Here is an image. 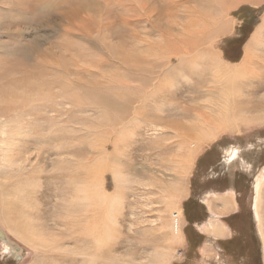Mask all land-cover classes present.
Listing matches in <instances>:
<instances>
[{
	"label": "rangeland",
	"instance_id": "1",
	"mask_svg": "<svg viewBox=\"0 0 264 264\" xmlns=\"http://www.w3.org/2000/svg\"><path fill=\"white\" fill-rule=\"evenodd\" d=\"M172 1L0 0V139L16 146L12 161L0 160V185L12 197L0 207V230L21 251L14 250V257L0 244V264H264V184L259 193L256 188L257 180H264V123L243 122L241 128L219 131L217 138L201 144L186 190L180 195L182 224L178 230L172 211L160 214L165 210L163 193L175 182V173L168 160L170 152L161 154L156 149L175 151L171 144L176 140H161V131L153 132L145 124L169 125L175 119L192 122L193 118L175 117L177 104L188 108L194 105L191 97L197 104L216 97L190 93L193 87L210 85L207 54L197 64L201 69L207 67L205 72L189 74L188 82L178 78L175 87L169 86L170 74L179 65L173 46L190 49L213 41V49L221 51L226 61L240 63L244 45L262 23L264 0ZM131 2L149 7L159 17L150 27L143 19L137 24L144 40L141 44L123 38L128 33L122 27L121 11L126 12L124 6ZM192 20L200 28L193 35L195 40L182 27ZM206 26L210 29L205 30ZM154 41H161V56L149 53ZM259 50L264 56V49ZM123 56L133 61L130 67L116 65V58ZM140 59L147 66L136 69ZM186 70L196 71L195 67ZM253 83L257 84L254 76L243 86ZM150 86L149 98L118 95ZM160 94L156 103L163 110L157 112L152 101H146ZM263 94L259 92L258 100ZM60 98L64 99L62 119L40 108ZM142 102L146 114L135 128L130 150L120 157V169L127 178L125 203L109 247L89 261L85 255L95 250L94 234L85 224L88 214L84 208L71 206L75 192L67 169L73 161L81 162L84 170L77 176L82 184L87 182V167L100 155L95 143L112 147L116 130L127 125ZM257 111L251 112L252 117L262 114ZM172 132L164 130L165 135ZM233 149H239L245 165L239 160L236 168L228 170L224 162ZM25 157L29 163L19 166ZM105 181L107 191L113 193L114 175L106 173ZM226 198L237 203L236 213L230 216L222 213ZM9 206L11 216L7 215ZM215 225L223 226L228 235L233 233V238L215 235ZM35 234V240L44 238V244H34Z\"/></svg>",
	"mask_w": 264,
	"mask_h": 264
},
{
	"label": "bare ground",
	"instance_id": "2",
	"mask_svg": "<svg viewBox=\"0 0 264 264\" xmlns=\"http://www.w3.org/2000/svg\"><path fill=\"white\" fill-rule=\"evenodd\" d=\"M212 1L213 3H216L218 1L219 3H221V0H212ZM246 1L249 2V0ZM174 2L180 3L179 0L172 1V3ZM220 5L218 7H220ZM173 6L172 8L175 9L176 6L175 7ZM124 8L126 12L121 11V15L123 16L121 17L122 27L126 28L125 31L128 33V35L123 36V38H133V40H135L138 44L143 43L144 40L141 39L139 36L137 24L141 22V20L143 19V22L148 24V27H150L153 26L154 21H159V17H157L156 13H154V10H149L150 8L146 6H138V4L134 2L125 5ZM114 17L117 18L118 16L114 15ZM193 23L194 20L190 21V23L188 24L189 26H187V23L186 25L182 26L183 29L185 28L189 29L188 34L191 35L192 37L196 32L200 31V28L193 26ZM76 27L78 28V26ZM146 28L147 27H144V29ZM209 29L210 28L208 26L205 27V30H209ZM155 30L158 31L157 29ZM148 33L145 32V34ZM263 39H264V17L262 18V23L257 27V29L253 32V35L244 45V54L241 62L238 64H232L228 62V60L226 61L221 51L219 50L216 51L215 49H213L212 47L213 41L205 40L204 41L205 46L203 45V43L200 42L192 46L190 49H187L185 47L179 48L173 46L172 54L174 55V58H176L179 61V65L170 74V77L168 79L169 86L171 88L175 87L176 86L175 81L178 78L181 80L182 83L183 81L188 82L191 78V77L188 78L189 74L194 75L200 72L203 73L205 72V69L209 66L210 77L208 84H210L209 86L211 87L208 86L205 89L203 88V85H201L199 88L193 87L195 92L190 90V93H194V95L196 94V96L198 95L199 97L204 93L211 96H216L213 99L205 98L204 101L199 104L194 102V97L193 98L191 97L190 99L192 100L194 105L188 108L186 106H180L177 104L178 112L177 115H175V117L176 118L181 117L184 119L193 118L194 121L192 122L184 123L185 121H188V120H184L183 123L181 122L178 123L177 119H175L173 121H170L169 123L171 124L169 125L168 124L162 125L160 123H155L153 121H145V124H147V126H149L148 128L151 129L153 132L161 131L160 134L161 140L162 139L166 141L169 139L176 140V142L173 141V143L171 144L176 146L175 151L167 149L164 152L161 151L163 150L161 147H156V149H158L161 154L168 155V151L171 154L168 160L170 161V165H172V171H174L175 173L173 176V180L175 179L174 180L175 182L171 184L170 189H166L164 191L165 194L163 193L162 202L164 201L165 210L159 212L160 214H163L166 211L167 212L172 211L171 213H173L175 216L174 221L176 223L175 227L177 230L180 228V225L182 224V211L179 206V202L181 199L180 195L183 194L186 190V181L194 165L196 155L201 150V144L207 145L210 140L217 138V136L220 134L219 131L241 128V123L243 122L257 124L258 121H260L264 123V94L261 97L262 100H258L257 97L259 92L264 93V64H263L264 56H262V52L259 50V48L264 49ZM187 40L189 41V39ZM193 40H195L194 37ZM162 47L163 46L161 44V41L160 43L154 41V43L149 47V53H155L157 54V56H161L162 54L161 52L163 50ZM205 55H206L207 67H205V69H201L197 64L202 62ZM115 63L118 67L123 66L125 68V67H130L133 61L131 60V58L123 56L116 58ZM138 66L135 65L134 67L136 69H141L143 67H146L147 64L140 59V65ZM159 66L160 64H156V63H154L153 65V67L156 69L159 68ZM189 67L191 68L195 67L196 71H187L186 69ZM50 68L51 67H49V69ZM66 72L69 71L66 70ZM253 76L255 79H257V84L253 83L251 85L248 84L243 86L244 85L243 83L246 81V79H249L250 77ZM163 89H164V82L161 83L159 87V91L162 93ZM151 91H152L151 86L148 88L139 87V88H134L132 90H127L125 94H123L122 92H118V95L119 96L124 95L126 98H131V99H141L144 97L149 98L151 95ZM201 91L202 93H200ZM161 95L162 94L158 96H152L150 100L146 101L147 103L149 101H152L150 104L151 106L155 107L157 112H161L163 110V105L160 106L157 105L156 103V98ZM243 96H245V98L242 99ZM23 100L24 99L21 98L19 99V102ZM63 100H64L63 98H60L59 102H54L53 105L51 106H43L40 108L43 109L45 108L44 110L47 115L54 114L58 119L59 118L62 119L63 118L62 112L64 114L65 111L63 109V105H64V103L62 102ZM144 104L145 102L140 103L139 106L130 114V119L126 123L127 125H125L126 127L120 126V129L116 130L118 136L115 138L114 142L112 143V147L109 146L107 143L105 144L102 143L100 146L97 145L98 142L95 143V147H97V152H99L100 155H98L99 157L95 159L93 163H90L89 167H87L89 169V179L87 180V182L82 184L77 176L79 170L83 169L84 164L82 165L81 162L79 163V161H73V163H71V165L68 166L67 170L69 172L68 176L70 180V187H72L75 192V198L71 202V206L73 208L74 206L84 208L83 211H85L88 214L86 216L87 220H85V224L88 225L89 228L92 227L90 233L94 234L93 239H94L95 250L92 254L85 255L88 256L87 258L89 259V261H93L94 259L91 257H95L96 255L101 254L102 250L108 248L110 241L113 238V232L116 229L115 226L117 225L118 215L121 212V209H123L125 203V199H124L125 193L123 187L127 181V178L124 176L122 170L120 169V157L127 152L128 148H129L128 150H130L132 146L130 144L132 143V140L135 137V132H136L135 128L139 126V123H142L143 120L142 116L146 114L145 112L146 105L144 106ZM170 105L175 106L174 103H171ZM46 109H48V111H46ZM256 111L261 112L262 114L258 115L257 117H252L251 112H256ZM17 115H19V113H17ZM246 115H251V116H246ZM50 116L52 117L53 115ZM50 119H54V118H50ZM32 122L33 119L30 121V123ZM193 126L196 129L194 130L191 129V127ZM114 129L115 128H113L112 131ZM164 130H172L173 132L170 133L171 136L170 134L165 135ZM196 131H200V132L197 133ZM1 135H4V132H2ZM15 147H16L15 145L10 144V142L7 141L5 138L0 139V160L4 161V160H8L7 158H9L12 161L11 156H12V152L16 150ZM239 160H241L242 164L245 165V159H243L242 156L240 155L239 149H233L227 155L224 163L229 170L236 168L237 162ZM21 161L22 160H20L18 164L19 166L27 164V162L29 163L30 160L29 157L27 158L25 157V159L22 162ZM106 173H112V175H114L116 179V188L113 193H109L107 191L106 181H105ZM159 184L160 187H162L164 183L161 181ZM263 184H264L263 179L257 180L256 188L258 193L260 192ZM5 190L6 189L1 187L0 185V207L5 205L7 200L10 202V198H12L10 195L5 193ZM7 191L8 190H6V192ZM6 195L9 198L6 197ZM257 210H259V206H257ZM80 211L82 213V209H80ZM11 212H12V208L11 206H9L7 210V215L11 216ZM160 214L158 215L160 216V218H158L159 221L162 220ZM27 219L28 216L26 215V220ZM20 226L21 225H18V227ZM2 233L4 234V238H0V244L3 245V249L13 254V256L16 255L15 251L19 252L20 249L14 248L13 245H11V242L6 232H5L6 234L4 233V231H2ZM35 238H37L36 234L33 238L34 239L33 242L35 245H37L38 243L44 244L42 242L44 238L42 240L41 238L35 240ZM168 240L170 239H166V241Z\"/></svg>",
	"mask_w": 264,
	"mask_h": 264
},
{
	"label": "crops",
	"instance_id": "3",
	"mask_svg": "<svg viewBox=\"0 0 264 264\" xmlns=\"http://www.w3.org/2000/svg\"><path fill=\"white\" fill-rule=\"evenodd\" d=\"M232 196V195H231ZM231 196H228V197H231ZM224 207L225 208H223V212L222 213H228V215L227 216H230V215H232V214H235L236 213V206H237V203H235V201L233 200V198H226V200L224 201ZM228 208H231V210H228ZM233 208V209H232ZM185 216H186V211H185ZM215 229H214V234L215 235H219V237H223L224 236V238H228V237H230L231 238V236H232V234L229 236L228 234H227V232H225V230H224V228H223V226H219V225H215V227H214ZM229 238V239H230ZM218 246V245H217Z\"/></svg>",
	"mask_w": 264,
	"mask_h": 264
},
{
	"label": "water",
	"instance_id": "4",
	"mask_svg": "<svg viewBox=\"0 0 264 264\" xmlns=\"http://www.w3.org/2000/svg\"><path fill=\"white\" fill-rule=\"evenodd\" d=\"M0 238H4V234L1 232V230H0ZM217 248L221 250L219 246H217Z\"/></svg>",
	"mask_w": 264,
	"mask_h": 264
},
{
	"label": "flooded vegetation",
	"instance_id": "5",
	"mask_svg": "<svg viewBox=\"0 0 264 264\" xmlns=\"http://www.w3.org/2000/svg\"><path fill=\"white\" fill-rule=\"evenodd\" d=\"M234 234L232 233L231 239L233 238ZM221 248V247H220ZM222 250V249H221Z\"/></svg>",
	"mask_w": 264,
	"mask_h": 264
}]
</instances>
